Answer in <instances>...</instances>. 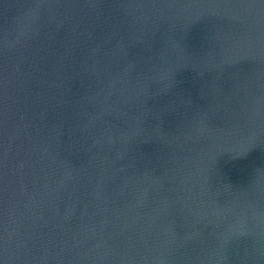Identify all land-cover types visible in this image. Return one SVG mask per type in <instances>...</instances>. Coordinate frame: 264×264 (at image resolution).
<instances>
[{"label":"water","instance_id":"95a60500","mask_svg":"<svg viewBox=\"0 0 264 264\" xmlns=\"http://www.w3.org/2000/svg\"><path fill=\"white\" fill-rule=\"evenodd\" d=\"M0 264H264V0H0Z\"/></svg>","mask_w":264,"mask_h":264}]
</instances>
